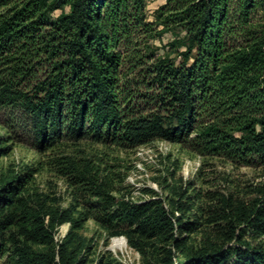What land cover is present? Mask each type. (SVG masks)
<instances>
[{
    "label": "trees",
    "instance_id": "obj_1",
    "mask_svg": "<svg viewBox=\"0 0 264 264\" xmlns=\"http://www.w3.org/2000/svg\"><path fill=\"white\" fill-rule=\"evenodd\" d=\"M146 2L0 0V108L22 111L40 150L64 140L136 147L165 139L264 167V0H164L154 23ZM175 30L169 46L182 49L181 61L155 58L148 40ZM59 164L99 199L89 212L109 229L135 226L146 238L172 230L159 200H116L90 161ZM19 181L0 194V231L22 218L38 232ZM254 192L250 203L221 196V243L182 264H264V245L243 239L264 235V182ZM19 264L57 263L53 252L23 248Z\"/></svg>",
    "mask_w": 264,
    "mask_h": 264
},
{
    "label": "rangeland",
    "instance_id": "obj_2",
    "mask_svg": "<svg viewBox=\"0 0 264 264\" xmlns=\"http://www.w3.org/2000/svg\"><path fill=\"white\" fill-rule=\"evenodd\" d=\"M163 3L147 0L149 22H155ZM178 32L148 40L155 58L169 55L181 61L182 49L169 46ZM0 138V194L20 178L19 195L31 213L39 215L42 226L33 232L18 218L0 231V264H19L23 248L53 252L57 264H182L191 252L221 243L224 223L215 221L214 214L220 197L250 203L256 197L255 186L264 182V167L256 159L250 165L233 162L165 139L136 147L64 140L40 150L18 108H0ZM65 156L90 161L95 179L116 200H159L173 214L172 230L146 238L134 232L135 226L109 229L98 222L89 209L99 199L62 173L59 162ZM243 239L252 246L264 245V235L247 232Z\"/></svg>",
    "mask_w": 264,
    "mask_h": 264
}]
</instances>
